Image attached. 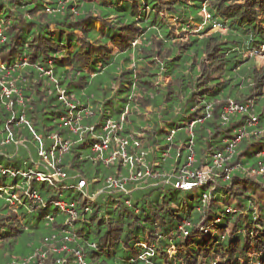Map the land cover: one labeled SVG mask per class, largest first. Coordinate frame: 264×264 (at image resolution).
<instances>
[{"label":"trees","instance_id":"16d2710c","mask_svg":"<svg viewBox=\"0 0 264 264\" xmlns=\"http://www.w3.org/2000/svg\"><path fill=\"white\" fill-rule=\"evenodd\" d=\"M259 48L264 0H0V264H264ZM105 137L158 178L106 190L126 170L91 151ZM43 151L66 180L35 178Z\"/></svg>","mask_w":264,"mask_h":264},{"label":"built area","instance_id":"2783aa9c","mask_svg":"<svg viewBox=\"0 0 264 264\" xmlns=\"http://www.w3.org/2000/svg\"><path fill=\"white\" fill-rule=\"evenodd\" d=\"M2 90H4L2 92V95L5 98H8V96H10V94L13 92L11 86L9 88H4L2 87ZM63 99V97H60V100ZM73 108V107H70ZM246 106H242L239 104H236L234 102H229L223 109V113L221 116V119L223 122L227 121V117L231 114H241L244 113L246 111ZM86 116H91L90 113H85ZM78 119L75 121H67L66 125H69L70 130L75 134L79 128L76 127V125H78ZM256 123L255 119H251V122L249 123V125H254ZM116 125L112 124L111 121H107L106 125L103 129V132H110L112 130H115ZM242 138V133H239L238 136L236 137L234 143H239V141ZM115 142H121L120 144V149H118V153H119V157L118 158H114L113 156V152L109 157H104V153L108 151V144H109V139L108 137H105L104 139H102L101 142L99 143H94L92 145L91 151L95 154H98L97 156L99 157V159L102 160V164L103 166L107 167L109 165L115 164V163H119V164H123L122 168L120 165V168L123 170H126V174L122 177L119 178H114V177H108L105 181V186H106V190H110V192H118V193H127V189L126 186L130 185V184H137L138 181L144 179H151V180H155L158 178V176H155L153 174H151L149 171H145L144 167H143V161H144V157L141 154L140 156H131L129 155L126 151H125V147H126V142L123 140H120L119 138H115L114 139V143ZM233 143V145H234ZM57 144V142H56ZM232 145V146H233ZM138 147V145H136ZM59 151H58V155L61 157L63 154L67 153L68 150V145L67 144H59ZM228 154H231V148L228 149ZM42 154V153H40ZM49 157H45L46 160H52L51 164H50V169L48 167L45 166L44 170L46 171V174H36L38 176L37 180L38 181H47V182H51V181H55V182H60V181H64L67 179L66 174L57 167V164L60 162V160L58 159V161L56 162L53 158V153H49ZM225 159L220 156L217 155L214 158V164L219 167L223 161ZM2 173H5V171H2ZM260 174H264V169H261ZM12 174V173H11ZM22 176H26L24 173L21 174ZM35 175V176H36ZM187 178L186 180L181 179L180 182H177L174 187L180 190H188L193 186L196 185H201L205 182H207L210 178V173L208 171H201V173L197 172L195 174L193 173H188L186 174ZM190 179V180H187ZM202 179V180H201ZM227 179V177H226ZM76 190L78 192L83 193L84 199L87 202H93L99 195L100 192H97L95 194H89L88 192V184L86 182V180H84L83 178L78 177L77 178V182H76ZM33 198L35 200L39 201V197L37 196V194L35 193L33 195ZM11 200L16 201L15 197H11ZM56 206L58 207L60 212H64L66 214H68L70 216V218L74 219L77 216V213L74 211V206L73 204L67 205L66 203L63 202H58L56 204ZM78 259L81 263V259L78 256Z\"/></svg>","mask_w":264,"mask_h":264},{"label":"rangeland","instance_id":"374dc122","mask_svg":"<svg viewBox=\"0 0 264 264\" xmlns=\"http://www.w3.org/2000/svg\"><path fill=\"white\" fill-rule=\"evenodd\" d=\"M215 31V30H214ZM250 55L251 56H253L254 57V59H255V62H256V64H257V67H261V66H264V54H263V50H262V48H259V52L258 53H250L249 55H245L244 57H246V58H249L250 57ZM2 92L4 91V90H1ZM119 143H121V142H115V144H114V147H113V156H114V158H118L119 157V153H118V149H120V144ZM40 153H42V154H40V157L42 158L41 159V161H40V163L41 164H43V165H45L46 167H48L49 169H50V164H51V162H52V160H46L45 159V157H48L49 158V155L48 156H46L45 155V152L43 151V152H40ZM122 168H124L123 167V164H119ZM199 173H201V171L199 172ZM35 178L37 179L38 178V176L36 175L35 176ZM202 180V179H201ZM145 183L144 182V179H142V180H140V181H138L137 182V184H140V183ZM138 186H140V185H138ZM183 195L185 194V193H182ZM55 211V208L53 207V206H51L49 209H48V212L49 213H53Z\"/></svg>","mask_w":264,"mask_h":264}]
</instances>
